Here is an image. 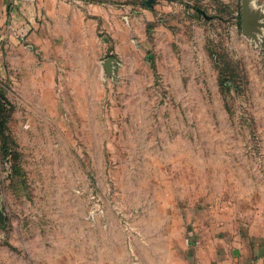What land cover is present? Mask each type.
Returning <instances> with one entry per match:
<instances>
[{
	"label": "rangeland",
	"instance_id": "374dc122",
	"mask_svg": "<svg viewBox=\"0 0 264 264\" xmlns=\"http://www.w3.org/2000/svg\"><path fill=\"white\" fill-rule=\"evenodd\" d=\"M148 1L84 0L46 53L0 65V264H167L264 236V0Z\"/></svg>",
	"mask_w": 264,
	"mask_h": 264
},
{
	"label": "crops",
	"instance_id": "0c3cea01",
	"mask_svg": "<svg viewBox=\"0 0 264 264\" xmlns=\"http://www.w3.org/2000/svg\"><path fill=\"white\" fill-rule=\"evenodd\" d=\"M84 0H0V65L9 53L47 52L46 27L69 16L79 19ZM102 4H133L138 0H89ZM249 240V239H248ZM164 264V261L161 262ZM167 264H264V236L209 255L182 253Z\"/></svg>",
	"mask_w": 264,
	"mask_h": 264
},
{
	"label": "water",
	"instance_id": "95a60500",
	"mask_svg": "<svg viewBox=\"0 0 264 264\" xmlns=\"http://www.w3.org/2000/svg\"><path fill=\"white\" fill-rule=\"evenodd\" d=\"M154 0H150L148 1L147 3L150 5ZM258 18H260L259 16H249V15H245L244 16V23H251V24H254V25H257V26H261L262 24L259 23L257 20Z\"/></svg>",
	"mask_w": 264,
	"mask_h": 264
},
{
	"label": "trees",
	"instance_id": "16d2710c",
	"mask_svg": "<svg viewBox=\"0 0 264 264\" xmlns=\"http://www.w3.org/2000/svg\"><path fill=\"white\" fill-rule=\"evenodd\" d=\"M3 108H4V103L3 102L1 103V100H0V113L3 111Z\"/></svg>",
	"mask_w": 264,
	"mask_h": 264
}]
</instances>
